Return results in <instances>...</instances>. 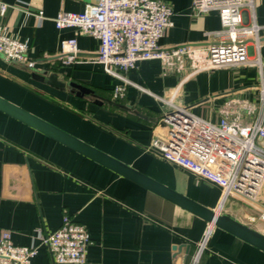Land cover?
I'll return each mask as SVG.
<instances>
[{
	"label": "crops",
	"instance_id": "obj_1",
	"mask_svg": "<svg viewBox=\"0 0 264 264\" xmlns=\"http://www.w3.org/2000/svg\"><path fill=\"white\" fill-rule=\"evenodd\" d=\"M0 1L8 4L0 24L28 44L34 60L29 67L7 61L0 53L2 98L204 206L218 208L219 186L166 161L150 147L155 136L167 132L161 121L166 105L156 95L204 118L209 114L219 119L232 98L259 104L262 75L257 65L245 67H254L247 74L230 76V67H221L183 80V72L164 69L160 60H141L128 73L134 84L116 101L112 91L117 80L96 61L99 40L75 26L58 28L54 20L61 11L80 12L95 0ZM164 1L174 10V24L160 46L218 40L213 32L222 24L216 11L193 15L192 0ZM254 3L256 21L264 25V0ZM69 38L77 40L78 57L65 63L62 44ZM49 73L66 86L58 88L39 77ZM71 81L93 94L72 92L67 84ZM235 202L229 199L221 213L264 234V221L249 219L255 210L235 207ZM64 214L84 224L92 238L84 264H187L208 226L204 219L0 110V235L9 230L15 244L32 245L40 232L59 228ZM30 264L57 263L41 246ZM199 264H264V251L214 226Z\"/></svg>",
	"mask_w": 264,
	"mask_h": 264
},
{
	"label": "built area",
	"instance_id": "obj_2",
	"mask_svg": "<svg viewBox=\"0 0 264 264\" xmlns=\"http://www.w3.org/2000/svg\"><path fill=\"white\" fill-rule=\"evenodd\" d=\"M7 9L8 4L0 1V14L4 15ZM211 11L218 13L222 24L220 30L213 32L217 41L169 48L159 44L174 24V10L164 0H95L80 12L61 11L54 20L58 28L75 26L99 40L96 61L117 80L112 91L116 101L125 98L128 87L134 84L128 73L141 60H160L164 69L183 72V80L203 70L257 65L262 75L259 104L232 98L225 102L216 122L173 99L156 95L166 105L161 121L167 132L155 136L150 147L166 161L219 186L220 212L229 199L241 201L258 212L250 216L252 222L264 221V25L256 21L254 0H192L193 15ZM37 16L43 17V11ZM0 53L7 61L34 66L28 44L7 33L1 24ZM62 54L65 63L77 59L76 38L63 42ZM213 227L208 224L187 264L200 263ZM38 240L32 245L15 244L11 232L3 231L0 264H30L41 246L47 247L57 264H84L92 244L87 227L69 214H64L54 232H40Z\"/></svg>",
	"mask_w": 264,
	"mask_h": 264
},
{
	"label": "water",
	"instance_id": "obj_3",
	"mask_svg": "<svg viewBox=\"0 0 264 264\" xmlns=\"http://www.w3.org/2000/svg\"><path fill=\"white\" fill-rule=\"evenodd\" d=\"M264 41V37L261 38ZM41 80L58 88H64L66 84L59 80L55 73L39 76ZM71 91L79 95L93 94V90L75 82L67 83ZM96 102L102 103L97 100ZM0 110L43 134L57 140L65 146L79 152L80 154L102 164L117 174L143 186L144 188L166 198L172 203L184 208L192 214L204 219L208 224L219 227L236 237L250 243L251 245L264 251V234L251 226L237 220L236 218L221 213L217 209L208 208L177 190L161 183L160 181L138 171L132 166L118 160L117 158L101 151L93 145L75 137L67 131L51 124L39 116L27 111L0 96Z\"/></svg>",
	"mask_w": 264,
	"mask_h": 264
},
{
	"label": "rangeland",
	"instance_id": "obj_4",
	"mask_svg": "<svg viewBox=\"0 0 264 264\" xmlns=\"http://www.w3.org/2000/svg\"><path fill=\"white\" fill-rule=\"evenodd\" d=\"M262 34H264V29L261 30V35ZM262 43H263V45H262V48H261V53H262V57H263V60H264V41H262ZM252 68H254V67H250V68H245V67H230V76L231 75H240L242 73L247 74L248 71L251 70ZM206 108H208V109L210 108L211 109V105L207 106ZM204 116L207 117V119H211L214 122H216L218 120L215 115L210 117L209 114H207V115H204ZM230 202H231V199H230ZM235 205H237L235 207H238V206L239 207H244L245 210L250 211V212H254V210H255V209L251 208L250 206H248L246 204H243L241 201H236L235 202ZM255 212H256L255 215H257L258 212L256 210H255Z\"/></svg>",
	"mask_w": 264,
	"mask_h": 264
},
{
	"label": "bare ground",
	"instance_id": "obj_5",
	"mask_svg": "<svg viewBox=\"0 0 264 264\" xmlns=\"http://www.w3.org/2000/svg\"><path fill=\"white\" fill-rule=\"evenodd\" d=\"M219 209V208H218Z\"/></svg>",
	"mask_w": 264,
	"mask_h": 264
},
{
	"label": "trees",
	"instance_id": "obj_6",
	"mask_svg": "<svg viewBox=\"0 0 264 264\" xmlns=\"http://www.w3.org/2000/svg\"><path fill=\"white\" fill-rule=\"evenodd\" d=\"M190 257V256H189Z\"/></svg>",
	"mask_w": 264,
	"mask_h": 264
}]
</instances>
